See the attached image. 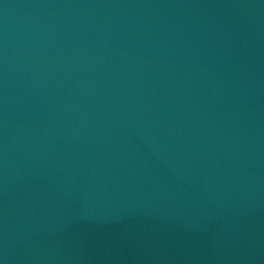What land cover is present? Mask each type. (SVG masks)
Listing matches in <instances>:
<instances>
[{
    "label": "water",
    "instance_id": "obj_1",
    "mask_svg": "<svg viewBox=\"0 0 264 264\" xmlns=\"http://www.w3.org/2000/svg\"><path fill=\"white\" fill-rule=\"evenodd\" d=\"M0 264H264V0H0Z\"/></svg>",
    "mask_w": 264,
    "mask_h": 264
}]
</instances>
